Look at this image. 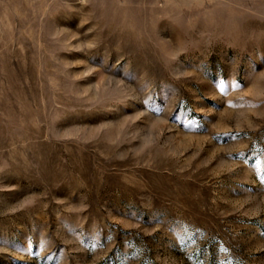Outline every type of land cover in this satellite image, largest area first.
Wrapping results in <instances>:
<instances>
[{
    "label": "rangeland",
    "instance_id": "obj_1",
    "mask_svg": "<svg viewBox=\"0 0 264 264\" xmlns=\"http://www.w3.org/2000/svg\"><path fill=\"white\" fill-rule=\"evenodd\" d=\"M0 264H264V0H0Z\"/></svg>",
    "mask_w": 264,
    "mask_h": 264
}]
</instances>
